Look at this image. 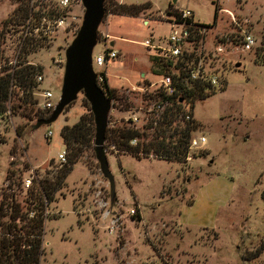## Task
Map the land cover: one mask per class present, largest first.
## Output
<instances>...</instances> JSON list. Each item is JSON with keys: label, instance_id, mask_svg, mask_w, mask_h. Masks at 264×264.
<instances>
[{"label": "rangeland", "instance_id": "obj_1", "mask_svg": "<svg viewBox=\"0 0 264 264\" xmlns=\"http://www.w3.org/2000/svg\"><path fill=\"white\" fill-rule=\"evenodd\" d=\"M76 1L63 10L58 0H34L35 12L40 5L54 7L65 21L62 27H54L47 16L40 23L34 21L36 26L31 27L36 28H26L24 34L30 31L27 35L43 46L19 55L22 32L18 28L14 34L5 25L17 0H0V69L24 59L25 64L42 68L41 89L59 96L65 51L84 14ZM107 1L97 31L100 45L93 54L103 53L102 45L118 54L101 69L117 97L104 144L115 197L111 203L109 183L92 150L74 165L62 196L57 195L48 208L40 264H264V63H258V57L264 60V0ZM115 4L149 7L128 17L114 15ZM179 11H190L194 22L210 26L201 29L203 54L223 86L194 103L193 109L184 102L188 116H178L172 127L193 121L191 138L204 137L206 143L188 150L182 163L117 154L112 146L117 128L133 127L142 133L168 106L153 93L163 74L153 47L168 49L169 22ZM244 35L254 40L249 51L242 47ZM146 41L151 47L143 45ZM13 91L21 96L17 88ZM7 113L0 122V200L11 193L8 173L13 168L22 183L34 174L39 178L54 174L64 151L61 129L88 115L90 107L79 94L54 123L37 130H32L35 120L29 123ZM132 118L136 123L131 124ZM19 127L24 130L17 137ZM47 132L52 134L49 139ZM13 147L17 153L11 156ZM25 193L22 186L15 190L21 204ZM258 251L257 258L247 259Z\"/></svg>", "mask_w": 264, "mask_h": 264}, {"label": "trees", "instance_id": "obj_2", "mask_svg": "<svg viewBox=\"0 0 264 264\" xmlns=\"http://www.w3.org/2000/svg\"><path fill=\"white\" fill-rule=\"evenodd\" d=\"M34 0H17V7L13 11L5 25L12 27L14 34H18L21 30L22 34L18 39V54L29 55L37 51L43 44L33 36L27 35L31 33L25 29L33 30L36 27L34 21L41 22L46 16L55 22L60 18V9H45L42 5L35 12L36 3ZM108 1L105 3L106 12ZM149 7L145 5H123L115 4L112 12L117 16L137 17L142 11ZM171 5L168 6V10ZM43 12V13H42ZM168 14L171 15V13ZM218 9H215L214 24L217 19ZM177 22L181 21L179 13L172 15ZM188 30L195 36L196 42L202 39L199 34L200 29L209 28L210 26L194 24L193 20H186ZM213 24V26H214ZM20 28V30H18ZM2 55L0 51V63ZM158 61L161 70L170 62H163L154 57ZM24 59L18 61L17 65L6 66L1 68L0 72V115L3 116L10 111L12 115H19L27 122L45 120L50 113L43 111L38 107L36 98V76L42 74V68L25 64ZM264 63L263 58L258 57V63ZM104 77V94L107 99L114 103L117 99L115 91L107 85L106 75ZM17 88L21 93H13ZM211 93H205L202 88L195 87L189 92H185L181 98L168 99L161 93L158 97L161 101L168 102V106L159 115L158 120H152L148 125L143 127L141 133L133 127L117 128L112 136V146L117 154L129 155L137 160L147 159L153 156L156 160L184 162L187 158L191 133L195 126L193 121H188L183 127H172L178 116L185 118L187 113L183 110V103L186 102L190 107L194 108V103L205 100ZM15 94V102L12 103ZM190 115V114H189ZM130 124V123H128ZM23 128L16 129V136L20 137ZM150 130L153 133H148ZM94 135L95 126L93 115L81 116L72 126H64L61 129L60 137L63 143L66 155V163L57 166L54 174L46 173V177H34L32 186L26 190L25 199L21 204L16 199L15 190H20L22 179L18 177L17 171L13 168L9 174V195H2L0 200V264H40L44 254L43 237L44 227L48 221L47 211L52 203L56 202V196H62L61 191L66 187V180L75 164L84 160L85 156L94 151ZM106 141V135H105ZM136 142L132 145L133 142ZM17 153L16 147L11 149V156ZM36 175V174H34ZM51 176V178L49 177ZM264 199V193L262 195ZM30 214L34 216L31 218ZM260 251L256 252L252 258H257Z\"/></svg>", "mask_w": 264, "mask_h": 264}, {"label": "built area", "instance_id": "obj_3", "mask_svg": "<svg viewBox=\"0 0 264 264\" xmlns=\"http://www.w3.org/2000/svg\"><path fill=\"white\" fill-rule=\"evenodd\" d=\"M76 2V0H74ZM58 6L60 9H67L71 6V0H58ZM181 21L177 22L175 18L171 22V31L167 40L168 49L160 48L158 46L153 47L154 51L157 52L156 58L163 62H170L165 68L164 73L159 76V81L156 85V94L161 93L165 98H181L185 92H189L195 87L202 88L205 93L216 92L223 86V79L219 76L218 72L214 71L211 64L208 62L209 58L203 54L202 39L196 42L195 36L188 30L186 20H193V15L190 11H179ZM65 19L60 18L54 22V27H62ZM194 24H197L193 21ZM201 35V29L199 31ZM100 45V44H97ZM145 47H151V44L146 41L143 44ZM254 45V40L248 36L243 37V50L249 51ZM103 53L99 55L93 54V70L97 76L96 84L104 92V77L105 72L101 71L103 67L110 61L117 58V53L103 46ZM36 96L41 98L43 101L38 102V107L51 112L55 109L59 99V96H55L49 89L42 90L41 84L43 83V75L39 74L35 78ZM156 109H160V105H156ZM9 113H6L7 116ZM2 116L0 115V122ZM131 124L136 123L137 119H130ZM52 134L47 132L46 139L51 138ZM206 143L204 137L191 138L189 143V150H196L203 147ZM58 165L61 166L66 163L65 152L58 155ZM33 177H27L23 180L22 187L24 190H28L32 186ZM130 215H135V211H131ZM34 215L30 214L32 218Z\"/></svg>", "mask_w": 264, "mask_h": 264}, {"label": "water", "instance_id": "obj_4", "mask_svg": "<svg viewBox=\"0 0 264 264\" xmlns=\"http://www.w3.org/2000/svg\"><path fill=\"white\" fill-rule=\"evenodd\" d=\"M106 0H80L84 9L82 22L75 38L65 51L64 72L60 91V99L50 116L36 122L32 130L54 123L65 109L77 100L81 94L90 107L93 115L94 155L99 165L101 175L108 181L110 187V202L115 197L114 179L109 171L104 149L108 117L112 110V102L97 86V76L93 70V51L97 46V31L104 18ZM177 0H172L176 3ZM110 46H113L111 44ZM240 64L236 65L239 68Z\"/></svg>", "mask_w": 264, "mask_h": 264}, {"label": "crops", "instance_id": "obj_5", "mask_svg": "<svg viewBox=\"0 0 264 264\" xmlns=\"http://www.w3.org/2000/svg\"><path fill=\"white\" fill-rule=\"evenodd\" d=\"M111 44H113V43L110 42V45H111ZM113 45H114V44H113ZM105 75H106V73H105ZM106 78H107V75H106ZM107 85H108V87H109L110 89H113V88H111V87L109 86V84H108V80H107ZM67 114H69V113H67ZM72 125H73V124H72ZM72 125H71V126H72ZM63 152H64V151H63Z\"/></svg>", "mask_w": 264, "mask_h": 264}]
</instances>
